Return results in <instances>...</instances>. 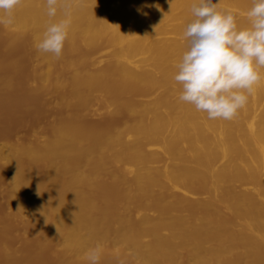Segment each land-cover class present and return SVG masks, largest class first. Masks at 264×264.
Instances as JSON below:
<instances>
[{"label": "bare ground", "instance_id": "1", "mask_svg": "<svg viewBox=\"0 0 264 264\" xmlns=\"http://www.w3.org/2000/svg\"><path fill=\"white\" fill-rule=\"evenodd\" d=\"M197 0H22L0 24L5 49L32 46L43 66L31 92L66 108L41 138L0 143L7 221L31 228L32 246L0 239L1 264H264V69L232 120L180 101L174 80ZM250 25L253 0H213ZM70 14L62 54L37 50L48 25ZM102 47L103 58L91 53ZM19 66L0 53V90ZM101 102L102 123L88 119ZM41 234H37L39 231Z\"/></svg>", "mask_w": 264, "mask_h": 264}, {"label": "clouds", "instance_id": "2", "mask_svg": "<svg viewBox=\"0 0 264 264\" xmlns=\"http://www.w3.org/2000/svg\"><path fill=\"white\" fill-rule=\"evenodd\" d=\"M22 0H0V24L13 23L14 9ZM59 0H46L47 15L55 17ZM194 19L186 26L188 48L177 65L174 80L182 85L180 101L192 104L208 119L232 120L245 107L264 69V0H253L247 13L250 25L238 28L235 14L220 10L213 0L193 4ZM48 25L37 50L62 54L71 25L70 14ZM101 249L87 258L98 264Z\"/></svg>", "mask_w": 264, "mask_h": 264}, {"label": "rangeland", "instance_id": "3", "mask_svg": "<svg viewBox=\"0 0 264 264\" xmlns=\"http://www.w3.org/2000/svg\"><path fill=\"white\" fill-rule=\"evenodd\" d=\"M0 53L15 55L19 59V66L14 74V81L9 88L0 90V143L16 140L22 136L29 138H41L45 128L55 121L60 114L66 113V108L55 105V94L31 92L27 84L34 82L33 71L43 66L34 53L31 45L20 43L12 52L5 49V38L0 37ZM95 59L103 58L102 47L91 53ZM102 104L97 97L91 100L88 119L93 123H102ZM7 179L0 180V214L9 212L12 204L6 201L5 188ZM9 230L0 232V239L14 247L21 249L23 245L32 246L33 238L28 236L31 228L18 220H8ZM37 234H41L37 231ZM42 264H52L54 254L48 249L42 256ZM1 264V263H0Z\"/></svg>", "mask_w": 264, "mask_h": 264}]
</instances>
